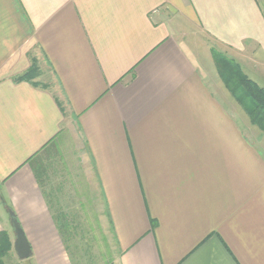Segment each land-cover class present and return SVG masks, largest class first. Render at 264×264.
<instances>
[{
	"label": "crops",
	"instance_id": "0c3cea01",
	"mask_svg": "<svg viewBox=\"0 0 264 264\" xmlns=\"http://www.w3.org/2000/svg\"><path fill=\"white\" fill-rule=\"evenodd\" d=\"M212 50L264 88V0H0L2 264L9 212L33 264L95 229L100 264H264V133Z\"/></svg>",
	"mask_w": 264,
	"mask_h": 264
},
{
	"label": "trees",
	"instance_id": "16d2710c",
	"mask_svg": "<svg viewBox=\"0 0 264 264\" xmlns=\"http://www.w3.org/2000/svg\"><path fill=\"white\" fill-rule=\"evenodd\" d=\"M212 59L223 85L230 95L244 109L253 126L264 133V88L249 79L240 66L232 59L216 50H212ZM34 70L31 69L18 81L27 80ZM11 249L7 234L0 233V264Z\"/></svg>",
	"mask_w": 264,
	"mask_h": 264
},
{
	"label": "rangeland",
	"instance_id": "374dc122",
	"mask_svg": "<svg viewBox=\"0 0 264 264\" xmlns=\"http://www.w3.org/2000/svg\"><path fill=\"white\" fill-rule=\"evenodd\" d=\"M68 143H67V145H68ZM0 203H2V199L0 200ZM7 229H9V226ZM0 233L6 234V232H4V231L0 232ZM93 233H95V234L93 235ZM100 233H99V231L97 232V230L95 229V231L91 233L92 234L91 237L94 236L93 240L87 239L85 242H83V241L75 242L76 244L78 243V245L80 246V250L77 249V246H72V248L74 247L73 249H75V251H76L75 254L82 253L81 251H83L84 254L89 255L88 257L84 256L83 260H84L85 264H92V263L100 264L101 262H106L105 260L108 259L106 257L108 249L105 248L104 243L102 241V236L104 237V234L102 231ZM96 234H98V235H96ZM73 245H74V243H73ZM72 248H69V249L71 250ZM6 264H14V262L12 263L11 261H7ZM21 264H33V263H32V260L27 259V260L21 261Z\"/></svg>",
	"mask_w": 264,
	"mask_h": 264
},
{
	"label": "water",
	"instance_id": "95a60500",
	"mask_svg": "<svg viewBox=\"0 0 264 264\" xmlns=\"http://www.w3.org/2000/svg\"><path fill=\"white\" fill-rule=\"evenodd\" d=\"M9 216L11 217V225L13 228V233L15 236V241L13 244L14 252L17 255V258L20 261L27 260L31 257V248L28 241L25 238V235L20 228L17 220L14 218L13 214L9 212Z\"/></svg>",
	"mask_w": 264,
	"mask_h": 264
}]
</instances>
